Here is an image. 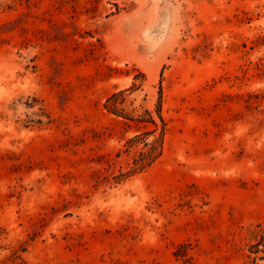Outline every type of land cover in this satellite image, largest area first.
<instances>
[{
    "label": "rangeland",
    "instance_id": "obj_1",
    "mask_svg": "<svg viewBox=\"0 0 264 264\" xmlns=\"http://www.w3.org/2000/svg\"><path fill=\"white\" fill-rule=\"evenodd\" d=\"M160 100L162 154L119 179ZM263 237L264 0H0V264H255Z\"/></svg>",
    "mask_w": 264,
    "mask_h": 264
},
{
    "label": "trees",
    "instance_id": "obj_2",
    "mask_svg": "<svg viewBox=\"0 0 264 264\" xmlns=\"http://www.w3.org/2000/svg\"><path fill=\"white\" fill-rule=\"evenodd\" d=\"M125 92L126 89L114 92L112 95H110L107 98L105 102V107L113 113L135 120L136 122L143 123L145 125H149V123H153L156 125L155 129H158L159 124L153 111L149 109H145L141 114L135 117L134 115L130 114L120 106V102H121L120 96L124 95ZM156 112L163 121L160 134L150 139L149 135L153 132L154 129L140 131L139 133L130 137L126 141L125 144L126 147L123 150H121L119 153H122L124 151L129 153L131 152L134 153L132 156V161L130 162L129 169L126 171L122 170V172L119 174L118 177L119 179H122L121 177L131 175L134 172L143 170L144 168L150 166L162 154L163 135L165 131L166 122L161 110V100L157 105ZM250 250L252 253H254L253 258L255 264H262L260 260H264V237L263 239L255 243H252L250 245Z\"/></svg>",
    "mask_w": 264,
    "mask_h": 264
}]
</instances>
